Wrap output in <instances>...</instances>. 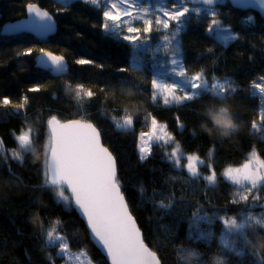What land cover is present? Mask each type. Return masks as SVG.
Wrapping results in <instances>:
<instances>
[{
    "label": "trees",
    "instance_id": "trees-1",
    "mask_svg": "<svg viewBox=\"0 0 264 264\" xmlns=\"http://www.w3.org/2000/svg\"><path fill=\"white\" fill-rule=\"evenodd\" d=\"M185 1L190 6L198 2ZM27 3H36L53 14L57 29L46 40L25 32L0 34V99L6 96L12 101L11 105H0V141L4 148L0 155V264L66 263L67 258L58 255L59 244L46 243L48 213L57 214L61 220L62 235L70 250H85L92 264H107L78 213L66 211L53 189L41 187L43 144L48 135L47 121L52 116L61 120L83 118L101 131L103 145L116 158L129 210L143 240L162 264H198L194 257L180 260L181 251L185 256L196 251L207 264H215L218 256L224 264H258V259L247 253L236 257L223 249L219 243L222 222L218 218L242 211L256 215L264 212V186L259 189L258 200L252 201L250 195L247 202L232 203L240 190L220 175L226 167L240 165L254 147L264 158V126L261 131L251 127L260 118L261 98L253 95L251 87L264 75V18L232 7L227 0L212 4L218 8L214 17L205 12L187 13L179 36L187 73L194 75L204 69L209 78L214 75L231 80L237 90L226 98L205 95L181 105H164L151 99L153 69L148 62L132 61L131 43L103 30L100 7L82 0H0V27L6 21L22 18ZM249 15L254 16L253 23L244 22ZM213 18L229 26L237 38L224 44L210 34L207 29ZM27 49H32L30 55H18ZM41 49L65 56L68 73L53 77L48 70L35 67V55ZM79 58L90 59L93 64L77 65L75 60ZM122 67L127 70L119 71ZM80 83L95 95L77 97L74 85ZM32 87L40 90L30 92ZM23 97H27V105L15 113L13 105ZM212 105L229 109L238 125L234 133L221 135L198 115ZM126 114L133 115V127L117 129L111 118ZM152 116L165 124L174 142L179 143L185 157L181 165L187 163V155H199L205 161L199 171L210 174L206 165L211 164L217 173L215 185H208L202 177H190L186 168H175L166 155L171 152L168 146L152 144L148 158H139V135L150 130ZM177 118L183 127L178 126ZM205 125L214 131L209 133ZM27 129L35 132V150L26 153L21 163L12 158L11 150L17 147L14 133ZM162 202L171 203V207L161 208ZM198 211L210 223L195 220ZM190 224L205 231L211 229L207 239L196 238ZM256 242L249 245L251 250H255L251 245ZM260 255L264 257V250Z\"/></svg>",
    "mask_w": 264,
    "mask_h": 264
},
{
    "label": "snow or ice",
    "instance_id": "snow-or-ice-1",
    "mask_svg": "<svg viewBox=\"0 0 264 264\" xmlns=\"http://www.w3.org/2000/svg\"><path fill=\"white\" fill-rule=\"evenodd\" d=\"M84 3L97 6L100 0H82ZM110 7L103 10L104 24L103 28L107 32H119L124 25H130L132 21H142L143 29L128 26V33L134 35H124L123 40L129 41L136 47H140L141 35L144 41L150 39L151 33L167 32L171 26L175 31L170 35H163V43L154 51L163 50L164 53H170L169 72L180 79L171 83L164 80L153 78L151 80V99L155 102L158 97H162L164 105H181L186 102H192L208 95L211 99L226 98L229 93H234L237 88L229 79H221L216 76L210 78L206 76L205 70L201 69L194 75L189 76L186 66L182 59L181 48L177 43L173 46V41L181 33L185 21L184 17L189 13V8L183 6V0L179 3L173 2L168 7L164 0L156 9L155 20L145 18L146 14H151L150 7H140L139 0H104ZM261 8H264V0H258ZM205 5H212L214 0H202ZM135 8V12L132 10ZM210 10V9H209ZM29 13H35L36 17L42 21L41 29L43 32H52L54 22L52 16L47 11H42L36 5L27 6ZM193 11H198L194 9ZM215 13L213 12V17ZM251 21L252 17H248ZM111 22V23H109ZM155 25V29H154ZM220 22L215 18L208 25L207 31L211 34L214 28H219ZM234 36L223 37L225 41L236 39ZM211 51V50H209ZM32 49L25 50L18 55H30ZM42 59L39 64L53 74H63L68 70L64 56L53 55L51 52L40 50ZM137 60L140 57H136ZM77 65H91L90 59L79 58L75 60ZM126 68H120L124 72ZM260 83L253 86L259 90L260 95V118L259 121L252 122V129L261 131L264 126V75L259 78ZM68 87L72 88L71 82ZM39 87H32L30 92L39 91ZM75 95L77 97L92 98L95 93L86 88L83 83L74 85ZM182 93V94H180ZM256 95V93H253ZM12 101L8 97L0 99V105H11ZM27 105V97H23L19 104L13 105L15 113L24 109ZM210 113H215L217 122L220 125L225 124L224 113L229 114L226 107L216 108L212 105L204 113H199L210 125L216 127ZM151 115V114H149ZM114 126L119 130L130 129L134 125V117L131 114L123 115L119 120L112 117ZM178 120V126L183 127V123ZM238 125L232 119L230 133H234ZM48 135L43 144L42 170L44 180L41 185L44 189H53L58 203L65 206L66 211L75 208L86 220V225L90 230V235L94 243L104 250L111 264H160L157 253L151 251L142 239L140 228L129 210V205L125 200V195L121 191V183L118 179L117 162L113 154L101 142V131L97 126L86 119H74L61 122L55 116L47 121ZM35 132L32 129L22 130L19 134L14 133V139L17 147L11 150L14 160L23 162L24 155L29 151H34ZM147 137V139H145ZM173 136L167 131L165 124H159L157 119L152 116L151 130L141 132L139 135L140 144L138 145L140 159L148 158L151 151V144L163 141L167 144L172 141ZM4 152L3 142L0 141V155ZM167 158L175 168H186L190 177L203 178L208 185H215L217 173L211 164H207L208 175H203L199 171V166L204 165L205 161L197 154L186 156L187 163L181 165V159L185 158L181 151L179 143L167 153ZM212 157V152L208 154ZM227 182L237 186L240 190L237 193L238 198H234L232 203L247 202L251 195L252 201L259 199V189L264 186V158L256 151L255 147L247 154L245 161L239 167L228 166L220 174ZM66 193H70L67 195ZM161 208L171 207V203H161ZM194 219L204 223H210L209 218L199 211L194 214ZM222 222V232L219 243L228 253L236 257H244L247 253L258 259V264H264V257H261L260 251L251 250L249 245L257 241V238H264V212L256 215L252 212H240L232 217H219ZM60 221L53 222L46 234V243L50 246L59 244L58 255L66 257V264H91L88 260V253L80 250L77 253L70 251L67 238L59 231ZM43 228V224H41ZM190 229L196 234V238L207 239L209 232L196 224H190ZM198 258V264H207V260L200 258L196 251H189L187 256L181 251L180 260ZM83 258V259H82ZM216 264H224L221 256L216 259Z\"/></svg>",
    "mask_w": 264,
    "mask_h": 264
},
{
    "label": "rangeland",
    "instance_id": "rangeland-1",
    "mask_svg": "<svg viewBox=\"0 0 264 264\" xmlns=\"http://www.w3.org/2000/svg\"><path fill=\"white\" fill-rule=\"evenodd\" d=\"M67 1H69V0H58V2H60V3H65ZM112 2H115V0H112ZM173 2L179 3L180 0H164V3L168 7H171V5H172ZM196 3H197V5L190 6L189 4L186 3L185 0H183V6L188 7L189 10H190L189 12H192L194 9H198V11H196V12H199V13L205 12V13L213 16V12L216 15V13L218 11V8L216 6H214V5H205V4L202 3V0H198V2H196ZM160 5H161V0H139V6L140 7H150L152 9L151 14H146L145 15V18H150L153 21L155 20V16L157 14L156 9ZM97 6L100 7L102 9V12H103V10L106 7H110V4H106L104 2V0H100V3ZM132 10L135 12V8H133ZM186 17H187V14L183 18L184 21L186 20ZM248 17H252V20L249 21L248 20ZM248 17H246L244 19V22L246 21L247 23H253L252 21L254 19V16L253 15H249ZM103 22H105L104 19H103ZM109 23H111V22H109ZM128 26L138 27L141 30L143 29V23H142V21H132V22H130V25H124L119 32H107L106 30H104V28H103V30L106 33H111L112 35H114V36H116L118 38L119 37L122 38L124 35H134L135 34V33H131L130 34V33L127 32V27ZM154 29H155V25H154ZM172 31H175L174 22H173V26H171L170 29L166 33L165 32H158V31H155L154 30L151 33V35H150V39L147 40V41H144V36L142 34L141 35V41H142V43H141L140 47H136V46H134L131 43V45L133 47V51H132L133 52L132 61L134 63H136V64H139V63H142V62H148L149 65H150V67H151V69H153V72H154L153 78L155 77L158 80H164L165 82H168V83H171L174 80L180 79L178 77H175L173 74H171L169 72V69L171 67V65H170L171 55H170V53H167V54L164 53L163 50L158 51V52L157 51H154V50L162 45V43H163V39H162L163 38V35H165V34L170 35ZM211 34L213 36H215L219 41H221L224 44L225 43H229V42H231V41H233L235 39L225 41L223 39V37H227V36H234V37H236L235 34L233 32H231L230 27L229 26H226V25H223L221 22H220L219 28H214V30H213V32ZM179 36H180V34L176 37V40L173 41V46H175L177 43L180 46ZM127 42H129V41H127ZM129 44H130V42H129ZM180 48H181V46H180ZM181 52H182V50H181ZM136 57H140V59L137 60ZM188 75L191 76L193 74H189L188 73ZM167 80H169V81H167ZM258 83H260V82H258ZM253 85L251 87L252 90L260 97L259 90L258 89H255ZM180 94H182V93H180ZM157 100L160 101L161 103H163L162 102V97H158ZM173 105H175V104H173ZM113 117H116V119L119 120L122 117V115H115ZM150 130H151V128H150ZM150 130H148L146 132H149ZM145 139H147V137H145ZM139 144H140V140H139ZM154 144H159V145L164 146V147H167L168 146L170 148L169 150H171V151H172V149L174 147H176V143L174 142V140L169 141L167 144H165L163 141H160V142L154 143ZM150 148H151V146H150ZM244 161L245 160H243L241 162V164ZM239 166L240 165L232 166V167H239ZM57 219L60 221V225H59L58 231L62 234V232H63V224H62L61 220L58 218L57 214L48 213L47 214V217H46V222H47L48 227L50 228V227H52L53 222L56 221ZM70 251L72 253H77V252L80 251V249L77 250V251H72V250H70ZM88 260L92 264V260L90 259L89 255H88ZM74 264H75V262H74Z\"/></svg>",
    "mask_w": 264,
    "mask_h": 264
},
{
    "label": "water",
    "instance_id": "water-1",
    "mask_svg": "<svg viewBox=\"0 0 264 264\" xmlns=\"http://www.w3.org/2000/svg\"><path fill=\"white\" fill-rule=\"evenodd\" d=\"M216 1H218V0H214V2H216ZM227 1H228L229 5H231L232 7H235L237 9L241 10V11L245 10V11H251V12H254V13L256 12L262 18H264V8H261L258 0H227ZM29 4L36 5V7H38L42 11H47L49 13V15L52 16V19H53V22H54V25H55L54 30L52 32L45 33V32L42 31V29H41L42 21H40V19L38 17H36L35 13H29L27 11V6ZM0 28H1L0 29V34L1 35H14V34H19V33H24L25 32V33H28V34L38 38L39 40H46L47 37H49L50 35H53L56 32L57 25H56V19L54 18L53 14H51L48 10H46L45 8H42L40 5H37L36 3H27L26 7H25V15H23L22 18L14 19L13 21H6V22L3 23V25ZM44 51L45 52H51L49 50H44ZM51 53L53 55L62 56L61 54H55L53 52H51ZM42 58L43 57H42L41 52L40 51L37 52L36 55H35V67L37 66V67H39V68H41L43 70H46L39 64V61ZM65 60H66V58H65ZM66 63L68 65V70L65 73H63V74H53L52 72H50L48 70L49 73L53 77L63 76L65 74H67L68 71H69L70 66H69V63L67 62V60H66ZM74 119L78 120L79 118H71V119H67V120L58 119V120H60L61 122H66V121L74 120ZM81 119H83V118H81ZM101 142H102V138H101ZM102 144H103V142H102ZM67 194L70 195V193H67ZM73 210L75 211V213H78L80 219L82 220V222L86 226L88 234L90 235V230H89V228L86 225V220L81 217L80 213L75 208H73ZM130 212H131V210H130ZM136 223H137V221H136ZM137 226H138V224H137ZM141 234H142V231H141ZM90 238H91L92 243L96 246L97 249H99L100 253L103 254V256L105 257L107 264H111V261L107 257L106 252L104 250H102L100 247H98L94 243L93 238H92L91 235H90ZM142 239H143V234H142ZM145 244H146V242H145ZM150 250L153 251L152 249H150ZM157 258H158V256H157ZM160 264H162V263L160 262Z\"/></svg>",
    "mask_w": 264,
    "mask_h": 264
},
{
    "label": "clouds",
    "instance_id": "clouds-1",
    "mask_svg": "<svg viewBox=\"0 0 264 264\" xmlns=\"http://www.w3.org/2000/svg\"><path fill=\"white\" fill-rule=\"evenodd\" d=\"M210 116L213 119V123L216 124L215 130H218L221 135H224V136L229 135L230 127H231V123H232L231 116L228 113H224V118H225V124L224 125H220L217 122V117H216L215 113H210ZM205 128L207 131H209V133L214 131V129H212V128H207L206 125H205ZM251 247L254 248L256 251L264 250V239H261L258 242L252 244ZM189 258H191V256H189ZM215 264H216V262H215Z\"/></svg>",
    "mask_w": 264,
    "mask_h": 264
}]
</instances>
